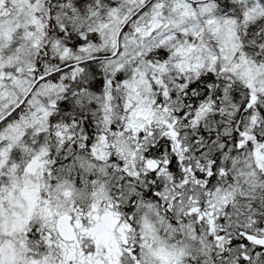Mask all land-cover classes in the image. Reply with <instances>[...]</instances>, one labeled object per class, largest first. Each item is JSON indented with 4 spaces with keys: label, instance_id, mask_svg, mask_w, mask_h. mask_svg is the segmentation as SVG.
Masks as SVG:
<instances>
[{
    "label": "snow or ice",
    "instance_id": "6c2138e0",
    "mask_svg": "<svg viewBox=\"0 0 264 264\" xmlns=\"http://www.w3.org/2000/svg\"><path fill=\"white\" fill-rule=\"evenodd\" d=\"M0 264H264V0H0Z\"/></svg>",
    "mask_w": 264,
    "mask_h": 264
}]
</instances>
